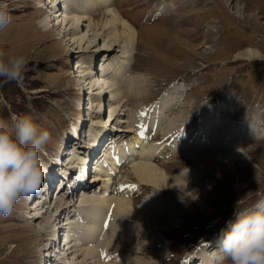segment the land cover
<instances>
[{
	"label": "rangeland",
	"instance_id": "374dc122",
	"mask_svg": "<svg viewBox=\"0 0 264 264\" xmlns=\"http://www.w3.org/2000/svg\"><path fill=\"white\" fill-rule=\"evenodd\" d=\"M66 1L80 7L83 17H86V20L80 19L81 25H76L77 36L85 39L81 47H78L79 43L72 45L61 39V29L72 25H63L57 16L49 22L40 18L42 11L36 10L35 6L44 0H3L11 11L12 21L0 30V52L9 56L24 55L28 63L21 82H0V118L12 121L17 116L29 115L43 128L50 130L52 140L44 153L49 165L48 172L53 167L56 172L57 163L64 160L75 172L84 173L82 169L83 166L86 169L87 159L78 160V140L74 134L77 130L75 127H79L80 123L81 133L94 135L106 129L105 125L110 129L114 126L117 131L112 139H116L118 147L115 145L112 153L118 155L119 159L123 158L120 153L123 154L127 145L142 132L150 135L146 143L143 142L147 147L157 145L166 133L164 129H169L167 127H175L176 131L185 128L179 139L166 141L167 146L163 148L166 151H163V156L159 155L156 163L163 164L168 170L167 182L176 179L180 173L190 172L193 184H187V187L194 195L191 199H177L172 194L164 198L156 191L149 194L139 192L137 201L139 204L145 201L148 204L145 206L149 208H156L152 206V199H164L161 198L163 206L148 216L147 223H143L146 228H139L138 233L134 229L133 237L139 242H131L130 247H124L131 254L122 252L107 257L108 249L104 244L93 242L95 237L99 238L98 234L90 236L89 233L79 232L65 221L61 223L59 240L65 242L67 248L62 251L58 249L60 252L53 250L56 245L51 240L48 242L45 241L47 237L44 240L39 237L44 227L43 221H52L59 215L54 203L58 198L65 201L64 215L66 212H77L76 203L84 200L83 197V205L88 204L90 197L98 203L100 195L97 194L102 182L94 179L104 178L100 171L105 172L110 168L112 160L106 158V151L96 164L98 173L93 178L96 184L91 183L94 193L88 198L79 192L70 203V197L64 198L68 191L66 187H61V192L55 193L52 191L53 184L45 186L47 172L43 186L35 197L22 200L9 216L0 217V264H56L62 256H65L67 264H94V259L90 263L84 259L90 249L99 253L94 257L98 255L96 259L101 264H151L152 260L156 264H186L190 255L193 256L191 249H194V245L201 240L210 241L213 233L218 234L225 225L224 219L233 215L235 207L243 210L264 194V127L249 121L251 113L257 120L264 121V0H112V9L137 32L134 44L125 38L116 46L112 40L115 31H111V28L105 31L109 17L101 3L98 5L100 0H62L63 3ZM62 9L59 8L57 12L61 13ZM102 15L104 18L100 19ZM90 20L99 22L98 31L91 30ZM57 22L61 25L55 29ZM117 32L121 34V28ZM107 44L113 46V50H106ZM84 50L86 52H79ZM248 52H257L258 57L241 55ZM105 55L108 61L103 67L104 72H100L101 77L105 72L110 74L101 88L100 83L92 88L94 81H97L96 73L85 80L81 75L83 69L77 68L76 63L80 61L88 65L94 59L91 66L93 69L96 65L97 69L99 57ZM177 82L184 83V91L169 94L166 91L169 84ZM113 85L115 91L111 88ZM100 89L103 97L100 101L93 99L92 91L98 92ZM127 89L134 93L133 101L127 97ZM165 91L163 101L155 105V110L149 111L147 107L150 103ZM140 92L141 95L138 94ZM217 99L225 106L221 113H226L230 117L228 123L235 126L226 128V125L220 124V128L216 125L217 128L213 129L214 125L207 135V141L212 142L203 145V150L197 148L190 153H214L212 155L218 159L212 161L218 165L200 166L199 169L182 167L189 161L183 155L185 149L197 143L193 136H203L202 130L192 128L197 116L202 113L194 115V111L203 109L210 112L217 105ZM99 103L103 107L100 114ZM167 104L171 108L164 114ZM156 109L165 116L159 115ZM119 110L121 115L118 116ZM238 121L246 125L249 122L252 127L256 123L254 128L260 131L253 135L255 142L249 141L244 145L248 141L235 136L241 132L244 137H249L244 133L248 130L243 131L238 127ZM159 123L162 125L157 129ZM126 129H131L132 133H127ZM90 134L84 138L88 143ZM214 139L221 143L213 144ZM172 145L185 149H172L174 154L170 150ZM127 151L125 157L130 155ZM109 153L112 158V153ZM128 165L123 163L121 168H117L121 170L115 172L116 177L124 173H130L133 177ZM64 171H61L62 174ZM109 186L113 189L118 187L116 183ZM175 207L178 209L175 210ZM102 208V216L109 219L113 208ZM136 210L135 213H139V209ZM76 212L69 216L73 219L72 223L79 218ZM86 213L87 217L80 221V227L88 226L90 211ZM63 216H60V221ZM111 238H115V234L108 243ZM75 239L81 242L78 249L73 251L71 247ZM144 244L147 249H144ZM123 245H128L127 241ZM206 249L203 248L204 251ZM206 260L204 258L201 262Z\"/></svg>",
	"mask_w": 264,
	"mask_h": 264
},
{
	"label": "bare ground",
	"instance_id": "6f19581e",
	"mask_svg": "<svg viewBox=\"0 0 264 264\" xmlns=\"http://www.w3.org/2000/svg\"><path fill=\"white\" fill-rule=\"evenodd\" d=\"M92 1H96V0H92ZM49 3L52 4V6ZM61 3L66 7H64L62 9V12L59 15V17H62V19H63V21H60V23H62L63 25H66V26L72 25L69 28L63 27L61 29V33H62L61 39L66 40L67 42H70L72 45L79 43L78 47H81V45L84 43L85 39L81 38V36L80 37L77 36L76 25L77 24L81 25L80 19L84 18V20H86V17H83L84 14L82 13V9H80V7L78 8L77 6H73L72 3L71 4L69 3V1L68 2L66 1L63 3L62 0H47L46 4L49 7H52V9H56L57 7H59L61 5ZM100 3H101V5H100ZM98 5L103 6L102 9L104 10L105 14L109 17V21L107 22V25L105 27V31L109 30L110 28H111V31H115V34H114L113 39H112L113 42L115 43V46L117 45V43L119 41H120V43H122V40L125 38L128 40V42H131L132 44H134L137 32H135V30H133L129 26L128 23L123 22L124 20H122V18H120L119 14L116 12V10L112 9V5H113L112 0H100ZM41 8L43 9V4H42V2H39L38 5L35 6V9L40 10ZM99 18L101 19L104 17L102 15ZM99 18H97V20H99ZM46 19L48 20V18H46ZM90 21L92 24L91 30L98 31L99 22L94 23V20H90ZM118 28H121V30H122L121 34H119L117 32ZM105 49L106 50L107 49L113 50V46H111V45L109 46L107 44ZM79 52L83 53V52H86V50L79 51ZM109 52H111V51H109ZM241 55L244 57H248V58L249 57H252V58L258 57L257 52H248L246 54L244 53ZM237 56H239V55H237ZM101 57L104 59V61H103L104 63L98 69L100 71L104 72L103 67L107 63L108 57L106 58V55L101 56ZM93 60L94 59H91V61H93ZM99 60H100V58H99ZM91 61L88 63V65H87V63H81L80 61L76 63L77 68L83 69V71L81 69L80 70L82 72L81 75L83 74L82 76L85 80H87L89 77H91L92 75L95 74L94 70L92 69L93 66H91L92 65ZM112 69L114 70V68H112ZM95 78L97 79V81L96 80L94 81V83H93L94 86L92 88H95L99 83H100V88H101L102 85L105 84V77H101L99 75ZM129 83H130V81H129ZM140 84H141V82H140ZM111 88L114 91L116 90L115 86L111 87ZM127 90H128V92L126 93L127 97L133 101V98H135L134 93L129 92V89H127ZM92 92L94 93V94L93 93L91 94V97L93 99L95 98L96 100L97 99L99 100L103 97V93L101 92V89L98 92H97V90L92 91ZM141 92L138 94L141 95ZM101 106H102V104L99 103V106H98V108H99L98 112L99 113L98 114H100V112H101L100 110H101V108H103ZM164 108H165V112H164V114H165L166 110H168V109L170 110L171 106L169 107L167 104V109H166V106ZM173 110H175V109H173ZM120 111L121 110H119V114H117L118 116L121 115ZM157 113L159 115H164L163 113H161V114L159 113V109L157 110ZM112 123H113V121H112ZM160 124L161 123H159L157 125V127H156L157 129H159L161 127L162 124L161 125ZM215 126H216V124H215ZM105 127H107V128L101 129L100 131H98L99 132L98 134H97V132L95 133V135H96V136L94 135L95 138L91 135L89 136V139H90L89 142L91 143L89 145L90 150L94 149L93 146H95L94 142L96 141V139L98 140V142L101 141V138L103 136L102 134L105 132V130H107L109 132L110 127L108 125H105ZM75 128L77 130L75 131L74 134H76V136H77L82 132L81 123H80L79 127H75ZM167 128H169V129H166V130L164 129V131L166 133L161 136L162 139L159 140L157 145L156 144H150L149 146L146 147L144 144L146 143L147 138H149L150 135H148L147 132L146 133L142 132L138 136H135V138L133 139V142H131L130 145H127L128 151L125 149L123 151V154L120 153V156H122L123 158L125 157L126 151H127V153H130V155L127 154V156L125 157L124 160L126 161V163H124V164H130L128 166L131 169V173L133 174V177L129 175L130 173L129 174L124 173L125 175H123V176L120 175L121 177H118V176L116 177L115 172L121 170V169H117V168L122 167V165L120 166L119 164L121 163V161H124V160H123V158L119 159L118 155L114 156L113 153H112L113 157L111 158V156H110L111 154H109V152H107L105 155L106 158L112 160V162L110 163V168L106 169L105 172L100 171V173L104 175L103 176L104 178L94 179L98 182H102V187H100V193L97 194V195H100V199H98L99 204L97 202H95V200L91 199V197L88 198V196H90L94 193L93 188H92L93 184L84 182L85 184H84V186L83 185L81 186L83 188H82L80 193L82 194V196L85 195L88 198L87 199L88 204L83 205V202L85 201V197H83L84 200L83 199H81V201L79 200L80 203L77 204L78 206H77V212H76V216H79V218L77 219V222L72 223L73 219L71 217H69V216H71V214H69V212H66L65 215L63 214L65 211H62V210H63L64 206H66L65 201L63 199L58 198V199H56L55 206L58 208L57 213H59V215H56L52 221H50V220H44L43 221L44 227H43L42 232H40L39 237H42L43 240L45 239V237H47L45 239V241L49 242V240H51L52 243L55 242L57 237L59 236V233H60L59 231L62 228L61 223L65 221V222H70V225L72 224L74 226L73 229L78 230L79 232H82L85 234L89 233L90 236H92V234H93V236L94 235L96 236V234H98L99 235L98 236L99 238H97L98 240L95 237L93 242L94 243L98 242L101 245L104 244V246L108 249L107 254H106L107 257H110L113 254H119L122 252L131 254L129 251L124 250V247H130L131 242L133 244L139 242L136 238L133 237V235H135L134 229L136 230V233H138L137 230L139 228H141V227L146 228V226H144L143 223L144 224L147 223L146 219L148 218V216L154 214L156 212L155 210L158 209V207L160 209L163 206V204L161 203L162 197L165 198V196L172 194L173 198L187 199L188 197H190V199H191L194 195L192 193V191L190 189H188L189 186L187 185V184H190V185L193 184L192 181H190V177L192 176V174L190 172L189 173H180L179 175H177L176 179H170V180L168 179L169 182H167V178H168L167 177V171L168 170L162 166L163 164L156 163L157 159L153 160V158H155L156 156L161 155L163 153V151H166V148L163 149L164 147L167 146L166 141L171 140L173 142L174 140L179 139L182 136V133H184L186 131V130H184L185 128L184 129H178L177 131L175 130L176 129L175 127L170 128V126H169ZM219 128H220V125H219ZM226 128H228V126ZM229 129H227V130H229ZM217 130H215V131L217 132ZM158 131H160V130H158ZM208 131H209V128H207L206 130L202 129V132H201L202 135L205 134V138L203 141H199L197 139V135H198L197 132H194L195 134H197V135L193 136V140L197 141V143L195 144L196 147H195V145H193V146L189 145V147H187L186 149L184 147H182L185 149V154H183V155L185 157H187L188 160L190 161V162L186 161L182 165V167L189 168V169H199L200 166L204 168V167L212 166V164L218 165L217 163H213V161H212V159H216V160L218 159L215 155H212L214 153H211L210 155L209 154L207 155L206 153H205L206 155L205 154L204 155L203 154L198 155V153H197V155H194V154L190 153V151H194L197 148H202V150H203V148H204L203 145H205L206 143L210 144L212 142V140H210L211 142L207 141ZM126 132L132 133V130L126 129ZM216 136H219V135H216ZM229 137H230V135H229ZM85 138H87V137H85ZM174 138H176V139H174ZM135 139H136V141H135ZM143 142H145V143H143ZM217 143L219 144L221 142H219L218 139H214L213 144H217ZM160 145H162V147ZM173 145L170 146V150H172V149L174 151L175 150H178V151L184 150L180 146H173ZM213 146H215V145H213ZM237 147H239V146H237ZM174 151H173V153H174ZM210 151H211V149H210ZM186 152H188L190 154H186ZM212 152H214V151L212 150ZM171 154H172V152H171ZM87 156L88 155H85V158L83 157V159L82 158L78 159V157H76V159H78L80 161H82V160L85 161V159H88ZM162 156H163V154H162ZM130 159H131V161H130ZM86 162L87 161H85V163ZM97 163H98V161L96 162V164ZM79 171H81V170H79ZM53 172H55L54 167H53V170L48 172V175L46 177L47 182H45V186H49V185L54 183L53 181H55V180L53 178H54V176H56V174ZM194 172H196V170ZM63 173H65V172H63ZM194 175H195V173H194ZM113 176H115V178L112 179ZM79 179L80 180L84 179L83 172L82 173L80 172ZM57 183H59V181ZM113 183L114 184L116 183L118 185V187L113 189L112 187L109 186V185H112ZM79 184H81V183H79ZM66 186H67V184H66ZM64 188H65V185L62 186V189H64ZM141 191L144 192V194H149L152 191H156V192H159L162 194V197L161 198L159 197L158 200H156L157 198L152 199V200L150 199L151 202L153 203L152 206L156 207L155 209L146 207L148 204H146L145 201H144V203L142 202L139 204L137 199L139 197L138 193ZM60 192H61V189H60ZM72 192L73 191L71 189L70 194ZM33 196L35 197V195H33ZM164 198H162V199H164ZM35 203H36L35 208L37 209L38 208L37 202H35ZM136 205H138L139 208L138 207L135 208ZM102 206H104V208H106V207L109 208V210H111V208H113V211H112L110 218H109V216L106 215L109 219H106L105 217L102 216V209H103ZM54 209H55V207L53 208V210ZM136 209H139V213H135L137 211ZM177 209L178 208L175 207V210H177ZM42 210H43V208H42ZM86 211H90V214H88V218H89L88 226L80 227L81 226V225L79 226L80 221L84 217H87V213L85 214ZM104 212H106V211H104ZM77 214H81V215H77ZM108 215H109V213H108ZM60 216H63V219L61 221H60ZM76 226H79V227H76ZM52 230H54V234H52ZM106 231H108V232L106 233ZM113 234H115V238H113V239L111 238L110 243H108L109 238L112 237ZM51 237H53V238H51ZM77 240H79V239H77ZM126 241H127L128 245L124 246L123 244ZM143 247H144V249H147V246L145 244L143 245ZM94 254L99 255V253H97L95 250L90 249L84 255V259H86V260L88 259L87 262H89V263H90V260L94 259V261H95L94 264H101L100 260L96 259L98 255H95V257H94ZM210 256L211 255H208V257H210ZM62 258L65 259V256L59 257L58 259L61 260ZM203 263L201 262L200 264H203ZM151 264H156L155 260H152Z\"/></svg>",
	"mask_w": 264,
	"mask_h": 264
},
{
	"label": "clouds",
	"instance_id": "9594fccd",
	"mask_svg": "<svg viewBox=\"0 0 264 264\" xmlns=\"http://www.w3.org/2000/svg\"><path fill=\"white\" fill-rule=\"evenodd\" d=\"M11 21L8 5L0 0V30ZM27 63L24 55L0 52V82H21ZM51 140L50 130L29 115L0 118V217L41 190L49 167L44 153ZM215 245L212 264H264V194L246 210L235 207Z\"/></svg>",
	"mask_w": 264,
	"mask_h": 264
}]
</instances>
